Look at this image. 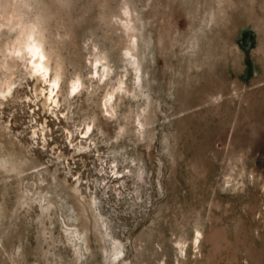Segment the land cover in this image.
Wrapping results in <instances>:
<instances>
[{
	"label": "rangeland",
	"instance_id": "obj_1",
	"mask_svg": "<svg viewBox=\"0 0 264 264\" xmlns=\"http://www.w3.org/2000/svg\"><path fill=\"white\" fill-rule=\"evenodd\" d=\"M7 83L0 264H264V0H0Z\"/></svg>",
	"mask_w": 264,
	"mask_h": 264
},
{
	"label": "bare ground",
	"instance_id": "obj_2",
	"mask_svg": "<svg viewBox=\"0 0 264 264\" xmlns=\"http://www.w3.org/2000/svg\"><path fill=\"white\" fill-rule=\"evenodd\" d=\"M28 38H29V36H28ZM11 53L19 54V55L20 54H22V55L25 54V55L29 56V62H28L29 63V67L27 66L28 67V73L30 75L38 74L43 82H48V84H49L48 93L49 94H48V97H46L45 99H46V101L50 100V101H52L54 103L55 100H54V97H53L52 94H53V91L56 89L55 87H56L57 83L55 82V78L52 79V78L47 77V66H46L45 62L43 61L44 55H43V52L41 50V47H40L39 43L37 41H35V40L27 39V40H25V42L22 45V47L18 46L16 48H14L11 51ZM20 57H22V56H20ZM119 83H121V81ZM78 86H79V82L78 81H76V82L72 81L71 84L68 86L69 87V90H68L69 93H71V94L74 93L78 89ZM10 88H11V84L7 83L5 88L3 90H0V93L2 95H4V93H8L10 91ZM114 90H115V88H114ZM106 95H108V94H106ZM107 100H108V97H107ZM200 234H201L200 231L196 229L195 232H194L193 238H192V243H193L194 246L198 243ZM179 244H182V243L179 242ZM115 251H116L115 254L117 255L119 253V250L116 249Z\"/></svg>",
	"mask_w": 264,
	"mask_h": 264
}]
</instances>
